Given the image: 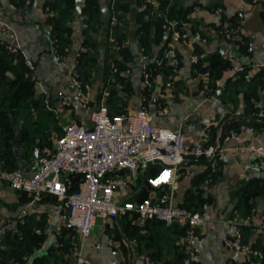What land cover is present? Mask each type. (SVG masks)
I'll list each match as a JSON object with an SVG mask.
<instances>
[{"label":"crops","instance_id":"obj_1","mask_svg":"<svg viewBox=\"0 0 264 264\" xmlns=\"http://www.w3.org/2000/svg\"><path fill=\"white\" fill-rule=\"evenodd\" d=\"M23 0H0V40L11 42L8 38V30L13 32L16 40L12 43L17 47L24 57L29 58L35 67L32 73L35 87L36 101L42 102L45 107L38 115V106H32L34 116L33 122L39 120L47 123L42 124L43 130L48 134V141L38 137L39 148L35 147L26 152V144L21 140V131L24 125V115L20 116L13 129V149L18 155L25 154L18 158L19 169L25 175L31 176L37 170V161L34 159L35 148L40 151V155H48L55 151L56 142L63 134L65 126L71 123L85 124L92 126L91 111L80 110L74 112L68 108H62L60 104V93H66L73 101L78 100L77 93H70L68 85L71 80V73L77 67L80 49L83 47V17L76 14L75 20L71 23L73 34L69 54L65 60L60 61L53 49L52 26L48 23L42 12L37 10H25ZM130 11L123 21L125 25V45L133 55V62L130 63L131 74L129 76L133 94L128 98L125 96L124 112H134L141 106V97L144 93L142 78V48L139 45V35L137 33L138 14L144 10L141 0H130ZM104 3V2H103ZM214 4L222 13L217 15L209 9V5ZM178 5L184 8L192 7L187 19L186 40L177 39L169 32H164L160 43L153 41L151 59L165 60L166 67H177L174 76H159L155 82V90L149 96V103L153 113L159 105L166 106V100L158 98V92L164 89L166 82H173L176 93L183 92L168 106V113L164 116H155V124L173 131H181L185 138V146L193 147L197 142L207 141L218 145L223 149L224 159L218 165H211L212 170L220 172L219 181L212 183L211 180L202 181V177L208 169L204 162L195 157H187L180 169V176L176 187H166L167 192H171L177 205L184 207L189 203L192 196H201L207 199L204 209L210 212L219 221L223 217H233L237 214L244 218V211L236 209L239 200V190L254 178H263L264 171H249L248 163L253 159L250 153H244L241 148L253 145L264 149V126L255 130V134L248 138L245 135L231 137L226 140L222 133L227 126V122L233 119L244 118L245 101L243 93L233 95L230 91L222 89L221 96L215 94L204 95L202 91L209 86L210 80L206 81L200 71L196 70L193 63L196 45L204 51L205 55L225 53L237 59L247 67L264 65V0H178ZM215 8V9H216ZM52 12L50 13V16ZM235 24L240 27L241 41L238 44L229 45L218 35L221 26ZM196 29L195 31L193 30ZM106 27L101 29L99 42L103 45L106 41ZM200 35L206 39V43L195 40V36ZM223 52V53H222ZM175 55L176 61H173ZM107 57V50L104 45L98 53V63L93 68L91 78V98L96 101L97 94L107 82H104L103 67ZM259 70V69H258ZM227 80V70L221 78ZM114 80V79H113ZM235 80V79H234ZM232 98H231V97ZM257 106L264 107V94L260 93V100ZM46 116V117H45ZM47 118V119H46ZM61 128L60 135L57 130ZM36 143V144H37ZM42 143V145H41ZM1 145V141H0ZM0 162V170H2ZM157 165V164H153ZM122 179L128 183L126 187L120 189V199L134 198L140 192V185L144 186L146 179L145 171L140 170L135 175L128 172L120 174ZM137 186V187H136ZM158 190L153 186L147 189V196L157 195ZM30 198L27 194L13 189L6 181H0V246L7 231H17V225L30 219L32 224L41 225L35 229V233L42 235L45 241L38 255H46L49 247H59L56 236V229L63 227L64 232L69 230L64 227L62 218L63 207L53 197H44L33 209L29 207ZM255 214L252 219L250 238L246 244L253 248L254 245L264 246V231H260V226L264 222V195L256 201ZM186 208V207H185ZM130 218V216H128ZM126 217V218H128ZM112 220L106 226L99 221L92 229L89 237L78 239L81 256L86 264H145L143 258L150 256L155 249L147 248L146 241L139 242L135 238H128L126 235V220ZM128 218V219H129ZM132 218V217H131ZM148 222V221H147ZM151 222V221H149ZM146 221H139L135 218L133 222L140 230V234L148 238L160 239L162 261H167L174 256V247L181 246L187 250L189 246L188 236L178 238V234L172 226L163 223L159 231L149 228ZM178 225V224H176ZM181 227V225H178ZM249 228V227H248ZM39 231V232H37ZM229 230L222 223L213 222L198 230V241L196 248L198 252L192 258L196 264H244L246 257L239 251L227 248L224 238ZM119 233L123 238L119 237ZM106 236L116 239L118 242L119 254L112 255L108 247L96 248ZM245 241V233H244ZM159 247V246H158ZM256 250L259 251L257 248ZM126 251V254H125ZM66 263L74 264V260L67 253L64 256ZM256 264H261L258 261Z\"/></svg>","mask_w":264,"mask_h":264},{"label":"built area","instance_id":"obj_2","mask_svg":"<svg viewBox=\"0 0 264 264\" xmlns=\"http://www.w3.org/2000/svg\"><path fill=\"white\" fill-rule=\"evenodd\" d=\"M48 1L52 0H24L23 8L40 11L47 18L51 13ZM142 4L144 9L148 5L151 6V14L163 20L164 31L177 39L188 38L187 23L183 20L169 19L161 8L159 0H142ZM107 5L112 29L118 23L116 0H107ZM215 13L220 15L222 11L217 9ZM86 26L83 23V27L86 28ZM7 34L11 42L2 41L6 49L10 53L19 52L12 43L16 40L14 33L8 30ZM218 35L229 47L241 41L240 27L235 24L220 27ZM109 40L118 50L112 30ZM195 40L201 43L207 42L200 35H196ZM54 51L58 56L56 47ZM87 52L88 49L82 47L79 56ZM141 54L144 93L138 110L112 115L109 99L113 80H107L99 91L96 101H93L89 93H80L84 85L78 71L74 69L68 89L70 92L79 91L80 95L77 101H73L68 94L60 93V104L62 108H68L74 112L91 111L92 126L79 123L65 126L62 136L56 142L55 151L40 156L37 161V170L33 175L28 176L21 171L0 170V181H6L13 189L27 194L30 198L28 205L33 209L46 196L53 197L62 204L64 227L69 232L65 233L61 226L56 229V236L60 246H62L61 242L69 241V255L74 260V264H86L80 252L78 242L80 237H89L98 221L106 226L112 220L127 216L139 221H154L168 226L175 224L188 226L187 236L190 244L186 253L191 258L198 252L195 246L198 241V230L218 221L229 230L224 238L225 246L243 253L247 263L256 264L263 259L262 252L253 249L244 241V229L252 226L254 211L248 217L241 218L235 214L233 217H223L219 221L207 210L193 212L177 205L173 194L165 190L166 187L172 189L176 187L181 166L187 157L205 158L213 165H218L224 159V154L223 149L218 145L203 140L187 148L181 131H173L155 124V116L166 115L167 105L182 96L183 92L176 93L173 82H166L165 88L157 92L158 98L168 103L166 106L159 105L155 115L149 103V96L155 90L157 78L163 76L164 60L151 59V56L147 55L143 49ZM198 57L196 55L192 57L193 63L196 64L199 61ZM223 59L230 64L227 69L229 79H239L249 69L245 74L247 79L264 67V65L247 67L237 57L227 53L224 54ZM173 61H176L175 55ZM25 63L30 70H35L29 58L25 57ZM110 66L111 72L117 73L118 68L113 59H110ZM130 74L131 70L128 69L122 75L129 77ZM202 75L206 81L211 78L210 72H204ZM225 84L226 80L219 79L213 88L207 86L202 93L215 94L224 89ZM256 116L264 118V107ZM254 134L253 127L244 125L239 131H230L225 139L240 135L250 138ZM241 150L253 155V159L247 165L249 171H264V149L250 145L242 147ZM153 164H160L163 167L156 178L149 180V184L158 190L157 195L148 197L142 202H132L128 200V197L119 199L120 189L128 185L120 174L128 172L135 175L140 170L146 171ZM76 177H80L78 183L74 181ZM75 184L77 188L73 190ZM260 231H264V222L260 226ZM102 247H108L114 256L119 254L118 242L110 236H106L96 245L97 249ZM143 260L145 264H155L148 256Z\"/></svg>","mask_w":264,"mask_h":264},{"label":"trees","instance_id":"obj_3","mask_svg":"<svg viewBox=\"0 0 264 264\" xmlns=\"http://www.w3.org/2000/svg\"><path fill=\"white\" fill-rule=\"evenodd\" d=\"M142 1V0H141ZM104 2V3H103ZM161 8L166 12L167 16L171 20H179L189 22L187 16L190 13L192 7L184 8L182 5H178V0H159ZM24 0L22 1V4ZM48 6L51 9L52 15L48 17V23L52 26V40L53 49L57 48L59 60L63 61L69 54L71 37L73 29L71 23L75 20L76 16V0H52L48 1ZM130 0H116V9L118 11V23L112 27L109 21L103 20V11L107 8V0H84V6L82 10L83 22L86 24V28L83 30V42L82 46L88 49L87 53H84L78 57V64L76 70L80 75L81 81L86 84H91V78L93 74V68L96 67L98 62L99 50L104 45L107 50V57L104 71V82L108 79L113 80V87H111V96L109 99L110 113L112 115L120 114L124 112V107L121 104H125L126 99L133 94V86L129 77L122 75L126 70L130 69V63L133 62V55L130 49L125 45V33L123 26L125 25L123 19L126 14L131 10ZM214 4L209 5L211 11H216L217 8ZM151 6L146 8L138 14V29L139 45L147 55H150L152 51V43H160L163 38L164 30L162 29L163 20L158 19L151 14ZM147 15L149 17H147ZM148 18V19H146ZM106 27V41L102 45L99 42L101 35V29ZM193 27V26H192ZM112 30L113 36L117 42L118 50L110 43V31ZM193 30L195 31L196 29ZM240 43V42H239ZM238 43V44H239ZM195 54L200 58L195 64V67L200 71L204 69L210 72V84L209 87L213 88L215 82L221 79L225 74V71L230 67L228 61L223 57L216 54L205 55L204 51L200 49V46L196 45ZM110 59H113L117 73L111 72ZM177 67H166L164 60V68L162 72L164 76H174L176 74ZM247 69V73H248ZM246 72L239 79H228L225 85V90L228 92L231 89V93L234 96L243 93L245 101V116L240 119H233L227 122V126L222 133V137L226 136L230 131H239L241 126H250L255 130L264 126V118H258L256 114L261 109L256 103L260 100V93L264 94V67L257 70L253 76L245 78ZM32 71L25 64V57L21 52L10 53L3 42L0 40V162L2 163V170L15 171L19 169L18 158L24 157L25 154H16L13 149V129H11L12 120H17L20 116L24 115V125L21 131V140L26 145V152L30 149L33 150L37 143V138L45 139L48 141V134L43 130L42 123L44 121L39 120L33 122L34 116L30 113L32 111L33 95L35 94L34 82L32 81ZM233 89V90H232ZM231 97V96H230ZM232 98V97H231ZM36 101H34L35 103ZM41 104V102H39ZM38 106V105H36ZM39 108V106H38ZM43 115L45 112H38ZM46 117V116H45ZM47 119V118H46ZM42 145V143H41ZM208 166L207 171L202 177L204 183L205 180H211L212 183L219 181L221 174L217 169L212 170V162L205 158H198ZM163 167L160 164L151 165L146 172V179L144 186L140 187V192L134 197L128 200L132 202H142L147 199V186L151 179H154L162 171ZM80 177L74 178L75 183H78ZM150 186V185H149ZM77 188L76 184L73 188ZM239 200L236 205V209H242L244 211V217L250 216L255 211V201L264 195V179L254 178L248 182L247 185L242 187L238 192ZM207 202V199L202 198L199 195L189 198V203L184 207L193 212H202ZM129 218V217H128ZM126 218L125 232L128 238H135L137 241H146L147 248L150 250L155 249L153 254H150V259L155 264H196L195 261L186 253L185 247H174V256L172 259L162 261V251L160 239L154 238V236L148 238L146 235L140 234V230L133 224L134 217ZM28 219L22 224L17 225V231H7L2 244L0 246V264H61L66 263L67 259L64 256L67 254L65 246L69 244V241L61 242L62 246L49 247L46 255H38L37 250H40L45 238L42 235L35 233V229L41 225L37 223L32 224ZM149 228L159 231L160 227L164 226L159 222H147L145 223ZM252 227L244 229L245 242L250 238ZM178 234V238H184L187 236L188 226L172 225V228ZM119 237L123 238L119 233ZM159 246V247H158ZM259 249L263 254V259L260 260L261 264H264V246L256 244L253 249ZM126 254V251H125ZM257 262V260H256ZM126 263V262H125ZM128 264V262L126 263ZM249 264V263H244Z\"/></svg>","mask_w":264,"mask_h":264},{"label":"rangeland","instance_id":"obj_4","mask_svg":"<svg viewBox=\"0 0 264 264\" xmlns=\"http://www.w3.org/2000/svg\"><path fill=\"white\" fill-rule=\"evenodd\" d=\"M110 14V13H109ZM109 22H110V19H109ZM222 27V26H221ZM196 56H198L197 54H195ZM195 55H193V56H195ZM198 58H200V57H198ZM98 63V62H97ZM26 64V63H25ZM195 64V63H194ZM27 66V65H26ZM76 69V68H75ZM196 70L198 71V69L196 68ZM30 71H32V70H30ZM204 72H208V71H205L204 70ZM32 73H33V71H32ZM32 79V81L34 82V80H33V77L31 78ZM219 80V79H218ZM83 83V82H82ZM83 88L81 89L82 90V92H80V93H89V95H90V97L92 96V94H91V84H88V83H86V84H84L83 83ZM226 85V84H225ZM225 88V87H224ZM36 91V90H35ZM70 93H72V92H70ZM75 93H77V96H79L80 95V93H79V91H75ZM97 96H98V94H97ZM96 96V97H97ZM36 95L34 94L33 95V102H28L29 103V105H30V103L32 104V106L33 105H38L39 106V111H42V110H44L43 109V107H45L44 106V104L41 102V104H39V100H37L36 101ZM91 100H92V98H91ZM34 101H36L35 103H34ZM43 125H45V126H47V123L45 122V123H42ZM41 124V125H42ZM57 133L60 135V133H61V128L60 129H58L57 130ZM35 150H38L37 148H35ZM149 182H148V186H147V189H148V187H149ZM137 187V186H136ZM120 199V198H119ZM185 208V207H184ZM189 210V209H188ZM191 211V210H190ZM128 217V216H127ZM126 218V217H125ZM125 218H121V219H116V220H123V219H125ZM98 225H100V221H99V223H98ZM112 238H113V236H112ZM114 240H116L115 238H113ZM65 250H67V253L69 254V244L67 245V246H65V248H64ZM149 257V256H148ZM150 258V257H149ZM155 263V262H154Z\"/></svg>","mask_w":264,"mask_h":264},{"label":"water","instance_id":"obj_5","mask_svg":"<svg viewBox=\"0 0 264 264\" xmlns=\"http://www.w3.org/2000/svg\"><path fill=\"white\" fill-rule=\"evenodd\" d=\"M76 6L77 7H76V12L75 13L77 15H81L82 14V10H83V6H84V0H76ZM109 19H110L109 10H108V8H105L104 11H103V20L104 21H109ZM203 73H204V69L202 68V69H200V74H203ZM221 94H222V91L219 90L218 92H216L215 95L216 96H221ZM12 125H14V121H12ZM39 146H40L39 143H37L36 147L39 148ZM40 156H41L40 155V151L36 150L35 155H34V159L39 160ZM146 172H147V170L145 171V175H146Z\"/></svg>","mask_w":264,"mask_h":264}]
</instances>
